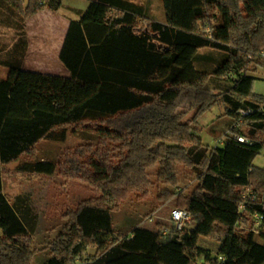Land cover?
Wrapping results in <instances>:
<instances>
[{"label": "trees", "instance_id": "trees-1", "mask_svg": "<svg viewBox=\"0 0 264 264\" xmlns=\"http://www.w3.org/2000/svg\"><path fill=\"white\" fill-rule=\"evenodd\" d=\"M8 1L25 20L42 6V0H28L25 9L24 0ZM90 1L80 20L70 21L60 49L69 77L25 70L26 38L21 53L5 62L0 264H32L35 255L22 210L3 193V165L36 155L42 141L64 140L70 127L94 133L99 142L68 150L57 164L38 162L35 170L53 174L59 168L63 178L86 183L98 196L63 214L67 223L50 243L45 264H77L88 246L97 248L96 256L81 264H190L201 254L206 264H263L264 168L253 160L264 147V96L253 91L256 78L248 72H256L254 62L264 66L254 55L264 49V0H163L166 22L143 17L144 25L136 22L139 14L132 4ZM61 3L45 0L44 5L57 10ZM117 10L119 15L112 14ZM204 48L227 55L216 77L237 73L220 92L206 85L211 74L195 66ZM221 102L232 105L235 120L240 110H251L240 128H232L251 145L231 136L221 147L203 143L207 113ZM179 166L197 173L190 194L175 191ZM154 169L155 183L168 186L157 191L156 199L176 197L177 206L191 213L194 228H170L165 235L163 225L157 231L135 227L131 235H116L112 212L131 193L151 195ZM247 188L256 200L243 197ZM255 214L261 216L257 228ZM202 236L219 242L216 256L199 247Z\"/></svg>", "mask_w": 264, "mask_h": 264}, {"label": "rangeland", "instance_id": "rangeland-1", "mask_svg": "<svg viewBox=\"0 0 264 264\" xmlns=\"http://www.w3.org/2000/svg\"><path fill=\"white\" fill-rule=\"evenodd\" d=\"M117 1L135 6L134 8L139 14L135 16V19L139 24H147V22L142 19L144 16L140 15H145L146 18L154 21L166 22V12L161 0H135V2L138 3L127 0ZM40 3L43 6L45 0H42ZM27 4L28 0H24L22 4L24 9ZM64 4L65 6L71 5L79 9L86 8L85 2L81 0H64ZM119 13V10H117L112 14L116 16L119 15ZM8 14H6L5 20H3L7 25V29L6 27H0V45L3 46L1 49H4L0 51V62H6L15 55L21 53L24 39H27L25 30L26 20L23 14L19 11L15 16H13L12 13ZM214 24L215 23L212 25ZM13 48H15L17 52H13ZM226 57L227 55L225 53L218 50L204 48L199 51L195 59V66L200 72L206 71L211 74L206 85L215 89L217 92L231 86L233 78L237 76L235 71L230 72L228 76L224 78L216 77L213 74L220 68ZM258 60L264 63V59ZM258 66L259 65L254 62L251 68L256 69V72L249 69L250 71L248 74L252 76L256 74L258 76L254 81L253 91L256 94L264 96V71L260 69L263 75L261 73L259 74L257 72ZM8 73L9 67L5 63L0 64V80L6 79ZM235 97L236 96L233 97V101L236 100ZM241 103L244 104V100H242ZM217 113L219 115L216 117L215 121L210 123L209 120ZM227 115L233 118L237 116V114L234 115L232 105L226 102H221L207 113L201 133L204 144L216 147L222 142L223 144L226 142L228 136H230V129L234 123V121L230 123L232 118H229ZM213 123L214 125H212ZM213 139L216 141L214 142ZM98 142L99 137L94 133L76 130L74 127H70L66 131L64 140L42 141L37 146L36 155L24 156L16 162L6 166L3 165V193H5V196L15 208L22 210V216H24L32 238V249L35 252H43V250L46 251L47 248L50 249V243L64 229L63 227L67 223L62 216L69 208L74 209L83 199L98 196V192L86 183L63 178L60 175L59 168H57L53 174H44L35 170L36 164L44 161L47 163H60L63 161L64 154H66L68 150H74L81 144H97ZM260 151L261 152L254 158L253 165L264 168V147ZM179 168L180 184L176 187L175 191L178 188L185 194H190L198 184L197 173L193 169L184 166H179ZM151 179L154 183L156 182L155 169L151 170ZM167 187L168 186L155 183L151 190V195L148 197H141V195L136 193L127 195L121 203L120 209L111 214L115 234L131 235L133 229L139 226L150 227L155 231L158 230L159 225L166 226L169 223L172 209L178 207L176 204V197L171 201L161 202L158 201L155 196L160 188L163 189ZM151 215L157 217L153 223L148 224L146 219ZM194 226L195 221L191 220L186 225V230L189 231L193 229ZM258 226L259 225L255 227L257 228ZM0 236H2L1 230ZM198 245L211 256H216L218 253L219 242L217 240L202 236L199 238ZM95 256L96 252L94 249L88 251L86 248L84 257L81 259L90 262ZM190 264H196V259L191 261Z\"/></svg>", "mask_w": 264, "mask_h": 264}, {"label": "crops", "instance_id": "crops-1", "mask_svg": "<svg viewBox=\"0 0 264 264\" xmlns=\"http://www.w3.org/2000/svg\"><path fill=\"white\" fill-rule=\"evenodd\" d=\"M81 1L85 2V6H86L85 9H79L71 5L65 6L64 0H62L61 6L57 8V10L50 9L49 7L43 5L40 8H38L37 11L33 12L28 17V19H26L25 30L27 33L26 37L28 39V48L26 50V56L23 61V68L25 70L39 72L47 75H54V76L55 75L62 77L70 76V72L66 69V67L60 60V52H61L60 49H62L63 47L64 40L67 35L69 25L71 23L70 21L80 20L82 15L87 11V9L90 6L91 3L90 0H81ZM127 1L135 2V0H127ZM161 1L163 3V0ZM8 13H12V15L15 16V14L18 13L16 5L8 0H0V27L3 28L6 27L7 29V25L3 20H5L6 18L5 16ZM143 16L145 17V15ZM2 47L3 46L0 45V51L2 50L1 49ZM2 63L5 62H0V64ZM260 69L264 71V67L258 66L257 72L259 74L261 73ZM261 74L263 75V73ZM253 76L255 78L256 77L258 78L256 74ZM218 115H219L218 113L214 114L211 120H209L210 123L215 121ZM227 116L229 118L230 117L232 118L230 123L232 121H235V118H233L232 116L230 115ZM212 125H214V123ZM214 139L213 141L215 142L216 140ZM223 145H224L223 142L219 144L220 147ZM143 228L153 230L150 227H143ZM86 248L88 251H90L91 249H94L95 252L97 251V248L95 247L88 246ZM50 255L51 253L49 248H47L46 251L43 250V252L42 251L35 252L32 264H45L50 259L51 257ZM76 262L77 264H81L83 262L85 263L86 261L84 259L82 260L78 258Z\"/></svg>", "mask_w": 264, "mask_h": 264}, {"label": "built area", "instance_id": "built-area-1", "mask_svg": "<svg viewBox=\"0 0 264 264\" xmlns=\"http://www.w3.org/2000/svg\"><path fill=\"white\" fill-rule=\"evenodd\" d=\"M255 57L257 59H264V49L260 50V52H257L256 54H254ZM251 54L247 55V58H250ZM260 110H262L264 112V103L262 104V106L260 107ZM248 112H251V110H240L238 112V118L234 121L233 126L230 129V136L232 138H234L235 140L241 142V143H247V144H252L253 141L240 133H237L235 131L232 130V128H240L241 127V122H242V117L246 114H248ZM177 192H180V189L176 190ZM244 198H247L248 200H256L257 199V195L255 193H253V191L250 188H247L245 190V193L243 194ZM245 208V204L241 203L239 205V210L243 211V209ZM157 216L155 215H151L146 219V222L148 223H153L155 221V218ZM255 218V224L256 226L259 225L260 220H261V216L258 214L254 215ZM192 220V215L191 213L185 209V208H174L171 211L170 217H169V223L165 226V228L163 229V234H169V229L170 228H174L175 230H182L183 228L186 227V225ZM219 259H224V257L220 256ZM207 262V256L206 254H201L197 259H196V264H206Z\"/></svg>", "mask_w": 264, "mask_h": 264}]
</instances>
